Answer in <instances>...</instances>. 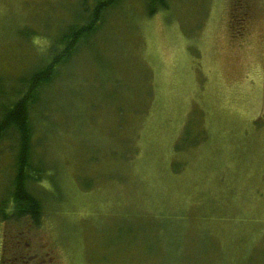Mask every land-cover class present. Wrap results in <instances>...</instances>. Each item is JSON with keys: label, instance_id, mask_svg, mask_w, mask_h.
Returning a JSON list of instances; mask_svg holds the SVG:
<instances>
[{"label": "rangeland", "instance_id": "1", "mask_svg": "<svg viewBox=\"0 0 264 264\" xmlns=\"http://www.w3.org/2000/svg\"><path fill=\"white\" fill-rule=\"evenodd\" d=\"M80 1L0 0V91L43 64ZM167 2L120 0L42 90L35 153L53 185L39 227L0 219V264L3 244L12 264H264V0Z\"/></svg>", "mask_w": 264, "mask_h": 264}, {"label": "trees", "instance_id": "2", "mask_svg": "<svg viewBox=\"0 0 264 264\" xmlns=\"http://www.w3.org/2000/svg\"><path fill=\"white\" fill-rule=\"evenodd\" d=\"M119 1L81 0L75 20L66 24L49 44L43 64L33 67L10 90L0 91V142L12 135L16 147L11 189L0 201V219L5 223L27 218L35 227L41 225L44 202L37 189L44 186L43 181L50 182L48 172L35 153V119L37 109L41 107L42 90L60 75L80 46L87 43L90 46V38L100 27L104 13ZM167 6V0H146L145 5L148 15ZM5 251L3 244L1 264H12L15 256H4ZM20 251L16 248L13 255H19ZM26 254L22 252L19 259H26V264H30L34 259Z\"/></svg>", "mask_w": 264, "mask_h": 264}, {"label": "flooded vegetation", "instance_id": "3", "mask_svg": "<svg viewBox=\"0 0 264 264\" xmlns=\"http://www.w3.org/2000/svg\"><path fill=\"white\" fill-rule=\"evenodd\" d=\"M247 13H248V12H247ZM247 13L244 14V17L246 16ZM240 19H241V18H240ZM242 20H243V19H241V21H242Z\"/></svg>", "mask_w": 264, "mask_h": 264}]
</instances>
